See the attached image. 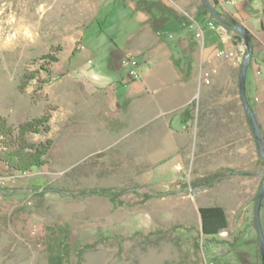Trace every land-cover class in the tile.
<instances>
[{"label":"rangeland","instance_id":"374dc122","mask_svg":"<svg viewBox=\"0 0 264 264\" xmlns=\"http://www.w3.org/2000/svg\"><path fill=\"white\" fill-rule=\"evenodd\" d=\"M243 1L252 11L262 4L264 12V0ZM92 11L90 0H0V116L16 126L46 111L49 131L28 134L26 141H53L48 163L31 172L11 171L0 163L1 176L27 173L0 197V264H47V245L61 228L69 234V264H260L252 207L264 166L251 131L247 154L231 156L230 163L254 175H231L192 194L187 183L216 172V155L211 164L187 162L185 173L178 175L157 163L160 148L155 145L97 148L92 123H69L90 120L97 110V50L87 47L79 63L76 49ZM251 30V57L264 60V26ZM249 97L264 143V103ZM229 109L244 110L237 97L230 99ZM100 187L152 198L113 208L106 197L79 200L54 191L77 194ZM170 190L176 194L155 197ZM206 206H220L226 215L227 227L213 239L199 233V208ZM236 236L238 247L229 249Z\"/></svg>","mask_w":264,"mask_h":264},{"label":"crops","instance_id":"0c3cea01","mask_svg":"<svg viewBox=\"0 0 264 264\" xmlns=\"http://www.w3.org/2000/svg\"><path fill=\"white\" fill-rule=\"evenodd\" d=\"M90 1L93 11L78 35L77 41L84 49L77 61L81 63L79 59L87 47L97 50V74L104 86L97 84L94 117L86 121L73 118L69 123L72 126L92 123L97 148L155 145L160 148L157 163L164 169L172 167L178 175L185 173L187 162L211 164L215 155L220 164L217 170H240L244 165H231L230 157L247 154L251 128L244 110L229 109L231 98L237 97L242 105L239 68L229 60L216 58L215 53L221 50L240 58L245 51L243 42L233 41V32L225 27L220 33L205 28L208 15L201 16L198 24L202 38L199 42L193 38L192 70L186 76L175 66L173 54L178 48L177 41L186 35L182 30L184 24L199 12L200 0ZM144 3L153 5L150 12L142 8ZM213 5L216 11L243 25L252 44L255 37L251 29L264 26L262 4L259 11L250 10L243 0H235L231 9ZM153 18L158 30L152 25ZM99 51L105 53L100 55ZM128 60H135L140 67L139 78L129 82ZM254 60L248 69L246 91L263 104L264 60ZM254 65L258 70H254ZM205 74L208 83H204ZM255 116L259 124L256 112Z\"/></svg>","mask_w":264,"mask_h":264},{"label":"trees","instance_id":"16d2710c","mask_svg":"<svg viewBox=\"0 0 264 264\" xmlns=\"http://www.w3.org/2000/svg\"><path fill=\"white\" fill-rule=\"evenodd\" d=\"M141 6L147 12H150V9L153 7V5L145 4V3L142 4ZM156 8H158L159 10H164L166 12H169V10L161 6H156ZM217 14L220 17L221 21L225 24H231L233 21H236L226 13H220L217 11ZM204 15H208L209 20L215 21V19L207 10L205 5L201 2L200 10L195 16L194 21L198 23L200 21L201 16ZM151 22L153 27L158 30L157 20L153 18ZM181 22H183V19L181 20ZM184 25L185 26H183L182 30H185L186 35H184L177 41L178 48L176 53L173 54V62L178 69L182 70L185 73V75L188 76L192 70V64H193L192 53L195 48V43L193 42V35L191 33L192 31L188 28V22ZM225 28L232 31L230 27H225ZM233 41L242 42L240 37L234 32H233ZM245 53L246 50L244 51V54ZM74 55H75L74 51L71 52V57H73ZM248 69H247V73H248ZM247 73H246V84H247ZM246 98L247 101L249 102V106L254 109V106L250 101L247 91H246ZM48 121H49V115L46 111H44L41 116L36 118H31L25 122L17 124L16 126L9 125L6 118L0 116V163L5 164L6 167L11 171H20V172H31L33 169H38L46 165L48 163L47 155L53 145V141L51 139H46L44 142H40L38 144H30L26 141V136L31 133H35V134L47 133L50 129L48 125ZM260 163L262 164V162ZM251 174L252 173L250 172L241 171V170L220 169L211 175L189 181L187 183V189L188 192L192 194H196L204 188H209L214 186L216 183H219L228 176L231 175L249 176ZM176 183H179V180H177ZM54 191L56 192V194L67 195L74 199H79V200L89 197H106L110 201L113 208L141 205L152 198V196L148 194L138 195L133 190L121 189V188L120 189L104 188V187L92 188V189L81 190L77 194H72L64 190H54ZM185 191L187 192V190ZM175 194H176L175 190H170L167 192L158 193L155 195V197L165 198ZM129 199H131V202L128 201ZM255 199L256 198L253 199V207H252L253 213L255 207ZM199 213H200V224H201V230L199 233L203 237L205 238L210 237L211 239H213L214 236H216L220 231L224 230L227 227L226 215L222 207L220 206L200 207ZM260 223L264 234V194L260 208ZM238 239L239 236H236L234 240L228 244L229 249L236 250V248L239 245ZM49 241L50 242L47 245V264H69L70 246H69V234L67 229L61 228L60 233L50 238ZM256 244H257L256 251L258 254L257 257L260 261L257 236H256ZM81 255H82V250H80L77 254L78 261L81 260Z\"/></svg>","mask_w":264,"mask_h":264},{"label":"water","instance_id":"95a60500","mask_svg":"<svg viewBox=\"0 0 264 264\" xmlns=\"http://www.w3.org/2000/svg\"><path fill=\"white\" fill-rule=\"evenodd\" d=\"M200 1L205 5L207 10L210 12L212 17L215 19V21L219 25L223 27H230L231 30L240 37L246 49V53L242 57V60L239 66L238 91H239V96H240L243 109L248 119L249 126L251 127L252 132H253V136H254V140H255V144H256L259 157L264 166V143H263V138H262V132L257 122L255 111L253 108L249 106V102L247 101V98H246V73H247V69L251 61V52H252L251 36L248 30L238 21H233L231 24L223 23L220 17L218 16L214 5L209 0H200ZM263 194H264V175H263V180L260 184L258 193L256 195L255 207H254V213H253L254 228H255L257 241H258V249H259V256H260L261 264H264V234H263L261 223H260V208H261V202L263 199ZM199 216H200V213H199ZM200 230H201V224H200Z\"/></svg>","mask_w":264,"mask_h":264},{"label":"built area","instance_id":"2783aa9c","mask_svg":"<svg viewBox=\"0 0 264 264\" xmlns=\"http://www.w3.org/2000/svg\"><path fill=\"white\" fill-rule=\"evenodd\" d=\"M149 1H155L159 2L162 0H149ZM213 4L217 3L220 4L221 6H229L233 5L235 0H211ZM188 22V28L193 32V38L195 41L199 42L200 39L202 38V28L201 26L194 21V19H190L187 21ZM204 27L210 30H213L217 33H220L223 29V26L219 25L216 21L214 20H209L204 24ZM78 50H83V45L78 44L77 45ZM216 58L220 59H225L229 60L232 66L239 67L241 63V57L238 58L236 57L233 53L231 52H225V51H217L215 53ZM128 64L130 66V70L128 72L126 81H134L137 80L140 76V67L138 63L135 60H128ZM204 83H208V74L204 75ZM27 175V173H13L11 171H8V173L4 176L0 175V197L5 191V188L8 186L9 183H14L16 182L20 177H23Z\"/></svg>","mask_w":264,"mask_h":264},{"label":"clouds","instance_id":"9594fccd","mask_svg":"<svg viewBox=\"0 0 264 264\" xmlns=\"http://www.w3.org/2000/svg\"><path fill=\"white\" fill-rule=\"evenodd\" d=\"M94 82L99 84V86H104V82L101 81V78L99 76L94 77Z\"/></svg>","mask_w":264,"mask_h":264}]
</instances>
